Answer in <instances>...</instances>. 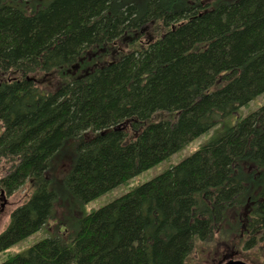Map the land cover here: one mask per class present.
<instances>
[{
    "label": "trees",
    "instance_id": "16d2710c",
    "mask_svg": "<svg viewBox=\"0 0 264 264\" xmlns=\"http://www.w3.org/2000/svg\"><path fill=\"white\" fill-rule=\"evenodd\" d=\"M262 92L264 0H0V190L32 188L0 251L57 208L68 221L0 264H186L214 239L264 250V105L77 216Z\"/></svg>",
    "mask_w": 264,
    "mask_h": 264
},
{
    "label": "rangeland",
    "instance_id": "374dc122",
    "mask_svg": "<svg viewBox=\"0 0 264 264\" xmlns=\"http://www.w3.org/2000/svg\"><path fill=\"white\" fill-rule=\"evenodd\" d=\"M262 105H264V92L252 98L246 105L241 106L234 113L222 118L215 126L195 137L179 150L170 154L167 158L136 174L135 176L128 178L126 181L116 185L94 199L84 203L78 210L79 213L75 214H77L78 218H81L90 212L107 205L126 192L152 180L165 170L171 168L192 154L201 145L220 136L228 128L234 126L240 118L253 112ZM155 116V118H160L165 116V114L162 112L155 114ZM127 133V138H132V131L128 129ZM2 163L3 161L0 162V177L7 173L11 166V164L7 162H4V166ZM31 192L32 188L28 185V183H24L11 194L7 195L4 193L3 195H0V233L7 227V224L9 223V215L11 214L12 210L15 207L23 204ZM1 203H3V206H1ZM67 227L68 221L64 215L63 208H57L52 220H48L46 224L42 226L41 229H39V231L29 234L28 236L0 251V262L8 254H16L27 251L32 244L41 238V236H48L50 234L57 235L60 232H64V229ZM256 247L260 249L262 246L258 245ZM235 253L243 256V258L240 259L249 264H264V250L257 252L256 250L244 249L243 245L239 241L224 243L221 239H214L207 242L198 241L194 245L188 260H186V264H221L223 261L231 258V254H234L235 256ZM235 257L239 258L238 256Z\"/></svg>",
    "mask_w": 264,
    "mask_h": 264
},
{
    "label": "water",
    "instance_id": "95a60500",
    "mask_svg": "<svg viewBox=\"0 0 264 264\" xmlns=\"http://www.w3.org/2000/svg\"><path fill=\"white\" fill-rule=\"evenodd\" d=\"M2 193V192H1ZM223 264H247L246 262L242 261V260H228Z\"/></svg>",
    "mask_w": 264,
    "mask_h": 264
}]
</instances>
